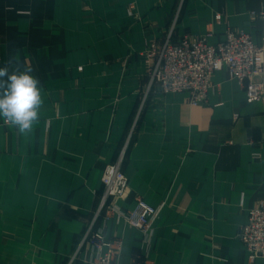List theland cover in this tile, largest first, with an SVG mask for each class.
Returning <instances> with one entry per match:
<instances>
[{
	"label": "crops",
	"instance_id": "crops-1",
	"mask_svg": "<svg viewBox=\"0 0 264 264\" xmlns=\"http://www.w3.org/2000/svg\"><path fill=\"white\" fill-rule=\"evenodd\" d=\"M261 12L264 0H0V67L31 68L43 100L29 132L0 118V264H87L80 244L122 155L119 207L161 212L149 234L97 219L122 239L121 264H250L238 232L264 201V101L248 103L227 70L197 106L148 92L139 53L172 28L264 45Z\"/></svg>",
	"mask_w": 264,
	"mask_h": 264
},
{
	"label": "built area",
	"instance_id": "built-area-1",
	"mask_svg": "<svg viewBox=\"0 0 264 264\" xmlns=\"http://www.w3.org/2000/svg\"><path fill=\"white\" fill-rule=\"evenodd\" d=\"M133 9L134 6L131 15ZM260 14L264 15V12ZM252 16L257 14L252 13ZM174 33L172 28L165 40L148 41L139 53L146 65L148 92L188 93L189 102L197 106L207 100L213 89L214 74L227 70L245 87L248 103L264 101V45H258L248 33L236 29H228L225 39L216 44L210 42V33L184 35L179 39H175ZM122 161L123 155L117 163L108 165L102 176L104 194L80 244V248L86 244L91 247L87 264H121L122 239H108L103 228L95 230L99 217H103L106 224L116 216L130 227L149 234L160 215V208L143 199H138L136 207L130 211L119 207L118 201L126 198L130 190L128 178L121 168ZM238 238L246 246L250 264L258 257H264V201L249 212L247 221L239 228ZM130 264L144 262L136 259Z\"/></svg>",
	"mask_w": 264,
	"mask_h": 264
},
{
	"label": "clouds",
	"instance_id": "clouds-1",
	"mask_svg": "<svg viewBox=\"0 0 264 264\" xmlns=\"http://www.w3.org/2000/svg\"><path fill=\"white\" fill-rule=\"evenodd\" d=\"M18 64L13 57L0 67V118L26 133L38 121L43 100L39 79L31 68L13 67Z\"/></svg>",
	"mask_w": 264,
	"mask_h": 264
},
{
	"label": "rangeland",
	"instance_id": "rangeland-1",
	"mask_svg": "<svg viewBox=\"0 0 264 264\" xmlns=\"http://www.w3.org/2000/svg\"><path fill=\"white\" fill-rule=\"evenodd\" d=\"M80 69H81V67H80Z\"/></svg>",
	"mask_w": 264,
	"mask_h": 264
}]
</instances>
